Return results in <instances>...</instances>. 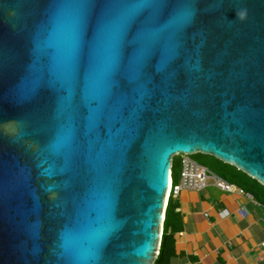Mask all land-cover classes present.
<instances>
[{
  "label": "water",
  "instance_id": "95a60500",
  "mask_svg": "<svg viewBox=\"0 0 264 264\" xmlns=\"http://www.w3.org/2000/svg\"><path fill=\"white\" fill-rule=\"evenodd\" d=\"M156 2L0 0V264H154L179 154L264 187V0Z\"/></svg>",
  "mask_w": 264,
  "mask_h": 264
},
{
  "label": "crops",
  "instance_id": "0c3cea01",
  "mask_svg": "<svg viewBox=\"0 0 264 264\" xmlns=\"http://www.w3.org/2000/svg\"><path fill=\"white\" fill-rule=\"evenodd\" d=\"M165 234V264H264V206L211 179L171 198Z\"/></svg>",
  "mask_w": 264,
  "mask_h": 264
},
{
  "label": "built area",
  "instance_id": "2783aa9c",
  "mask_svg": "<svg viewBox=\"0 0 264 264\" xmlns=\"http://www.w3.org/2000/svg\"><path fill=\"white\" fill-rule=\"evenodd\" d=\"M191 156L192 155L179 154L174 157V158L179 159V165H180V172L178 176L179 179H178V182L175 183L173 182V179L171 177L166 205H167L169 198L177 197L182 190H185V189L200 190L204 188L206 185L207 179H211L214 185L224 192H229V193L235 192L239 195L245 196L246 198L250 200H253V197L251 194L245 192L242 189L233 187L231 184H228L227 182L223 181L216 175L210 173L206 167L198 164L196 161L193 160ZM166 205L164 207V212H165ZM221 214L227 215L228 212L223 211ZM163 220H164V217H163ZM161 234H162V228H161ZM260 245H261V248L264 249V241Z\"/></svg>",
  "mask_w": 264,
  "mask_h": 264
},
{
  "label": "trees",
  "instance_id": "16d2710c",
  "mask_svg": "<svg viewBox=\"0 0 264 264\" xmlns=\"http://www.w3.org/2000/svg\"><path fill=\"white\" fill-rule=\"evenodd\" d=\"M193 160L196 161L195 158H193ZM226 166H228L233 171L236 180H232V179L230 180V179H227L226 177H221V176H217V177L227 182L228 184L234 185L237 188L242 189L245 192L251 194L254 200H256L257 202H259L260 204L264 206V187L258 184L255 180H252L249 177H247L242 172L236 170L234 167L229 166V165H226ZM174 168H175V160L173 158L172 165H171V177H172V171ZM170 200L171 198L168 199V202L165 208L164 220L162 224V234H161L158 254L154 261V264H165L166 263L165 252H166L167 237L165 234V226L168 220V212L170 210Z\"/></svg>",
  "mask_w": 264,
  "mask_h": 264
},
{
  "label": "rangeland",
  "instance_id": "374dc122",
  "mask_svg": "<svg viewBox=\"0 0 264 264\" xmlns=\"http://www.w3.org/2000/svg\"><path fill=\"white\" fill-rule=\"evenodd\" d=\"M191 157L195 158L198 164L206 167L210 173L216 176L226 177L227 179L230 180L231 179L236 180L233 171L228 166H226L227 164L220 162L214 157L208 155H201V154L199 155L195 154L192 155ZM178 172H180V167L174 168L172 171V179L175 183L179 176Z\"/></svg>",
  "mask_w": 264,
  "mask_h": 264
},
{
  "label": "snow or ice",
  "instance_id": "6c2138e0",
  "mask_svg": "<svg viewBox=\"0 0 264 264\" xmlns=\"http://www.w3.org/2000/svg\"><path fill=\"white\" fill-rule=\"evenodd\" d=\"M159 3H161V0H157L155 4L151 5V7H155ZM85 7H87V5ZM136 7V5H129L124 8L114 20H105L104 23L113 26L116 30L117 37H119L124 32L128 22L134 17Z\"/></svg>",
  "mask_w": 264,
  "mask_h": 264
},
{
  "label": "bare ground",
  "instance_id": "6f19581e",
  "mask_svg": "<svg viewBox=\"0 0 264 264\" xmlns=\"http://www.w3.org/2000/svg\"><path fill=\"white\" fill-rule=\"evenodd\" d=\"M168 190H169V187H168V189L166 191V194H165V204H164V206L166 205V201H167V198H168Z\"/></svg>",
  "mask_w": 264,
  "mask_h": 264
}]
</instances>
